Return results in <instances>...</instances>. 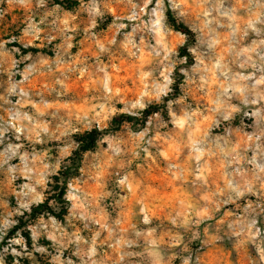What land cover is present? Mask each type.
Returning <instances> with one entry per match:
<instances>
[{
	"label": "clouds",
	"instance_id": "clouds-1",
	"mask_svg": "<svg viewBox=\"0 0 264 264\" xmlns=\"http://www.w3.org/2000/svg\"><path fill=\"white\" fill-rule=\"evenodd\" d=\"M5 4L26 7L29 11L12 31L0 33V60L7 57L10 61L8 81L0 77V112L7 114L0 115V177H3L0 179V240L8 228L26 219L24 213L30 211L31 205L52 194L50 186L56 183L53 177L59 176L63 182L76 176L84 136L88 135L93 145L99 146L97 156L107 152L102 147L105 143L109 149L115 139L125 144L123 149L112 153L118 154L117 159H123L125 164L112 169L107 186L100 190L101 202L108 200V206L115 210L140 188L141 195L135 203L143 211L147 207L141 187L143 165L153 168L158 165L163 175L184 182L183 175L176 174L178 170L182 173V165L161 157L163 145L155 139L158 134L162 139L174 138L182 146L189 157L188 167L196 178L194 182L212 192L210 202L197 199L191 215L180 210L172 217V224L184 233L186 241L185 248L177 253L180 264H201L200 252L205 246L217 244L233 249V260L235 250L247 249V264H264V0H79L75 17L67 14L56 0H0V22L7 11ZM109 14L113 33V38L106 41L111 48L109 55L130 61L131 89L124 87V81H114L105 91L103 76L93 73L97 75V89L90 93L87 101L90 107L85 112L70 120L53 112L51 128L36 125L39 110L34 116L17 117L16 112L26 104L36 106L29 99L26 85L33 74L29 66L36 71L43 55L29 50L33 41L42 33L49 50L70 63V38L82 35V39L97 43V38L104 34L101 25ZM69 21L77 27L70 29ZM125 21L134 22L130 32L122 31L128 26ZM116 32H120L123 43L115 38ZM180 47L186 49L187 55H180ZM218 48H223L224 54H218ZM99 49L108 52L103 44ZM98 60L99 57L93 63ZM53 63L49 61L50 65ZM97 66L103 73V66ZM4 70L0 65V72ZM72 70L78 71L75 66ZM193 72L198 74L195 80ZM15 74L23 79L15 80ZM58 75L63 77V73ZM52 82L62 80L53 76ZM210 83L215 87L210 88ZM48 91L55 93L54 99L64 96L63 89ZM12 96L19 97L15 103L10 99ZM181 120L183 127L178 126ZM133 127L143 131L136 144L137 151L131 153V158L139 159L142 164L139 169L127 163L129 150L123 140ZM193 144L199 146L204 158L194 156ZM17 156L21 165L9 164ZM87 159L94 157L90 153ZM206 159L214 162L207 181L197 175L201 166H208ZM100 167L96 164L81 173V185L85 175L95 182ZM16 176L25 177L28 183L11 186ZM213 180L216 185L209 189ZM13 195L17 198L16 205L9 207ZM91 202L95 203L94 197ZM49 204L54 210L58 207L54 200ZM229 206L231 215L223 217L221 210ZM209 216L223 220L216 226L212 239L208 232L201 233L197 227ZM95 222L101 229L105 227L99 220ZM138 223L142 221L138 219ZM32 233L31 251L17 231L8 246L0 248V264H6L8 255L12 257L9 264H19L21 258L35 264L34 253H48L47 248L36 243L35 229ZM49 239L57 245L55 264H82L79 247L70 252V257L77 259H59L70 245L85 243L77 233L61 230ZM99 243L97 231L91 244ZM13 245L19 246V251Z\"/></svg>",
	"mask_w": 264,
	"mask_h": 264
},
{
	"label": "rangeland",
	"instance_id": "rangeland-1",
	"mask_svg": "<svg viewBox=\"0 0 264 264\" xmlns=\"http://www.w3.org/2000/svg\"><path fill=\"white\" fill-rule=\"evenodd\" d=\"M62 1L56 0V3L61 4ZM75 1L77 4L69 8H65L61 4L65 12L74 17L76 16V9L80 6L79 0ZM3 7L7 11L4 14L3 21L0 22V33L7 34L18 23H22L29 9L21 6L10 7L7 4L3 5ZM111 23L112 15L109 14L105 24L101 25L104 34L102 37L97 38V43L82 39V35L70 38V47L68 48V54L72 58L70 63L67 58L49 50L46 42L42 39L43 34L41 33V37L33 41V44L29 46V50L33 53H41L43 58L40 59L39 65L36 66V71H33V66H29V71L33 72V74L26 85L29 90V99L36 106L33 107L31 104H26L23 109L16 112V116L20 117L25 114L34 116L38 114L39 110L40 114L35 121L36 125H46L51 128L53 120L51 114L53 112L61 114L64 119L68 120L72 119L74 115L85 112L90 107L87 102L90 98V93L97 89V75L93 73L103 76L105 91L108 90L114 81H124V87L130 90L131 85L128 80L133 71L130 61L122 56L109 55L111 48L106 44V41L113 38V33L109 28ZM133 23L125 21L128 26L122 31L130 32L132 30L131 24ZM68 24L70 29L77 27L73 21H69ZM115 27L116 25H112V28ZM114 35L117 40L124 42L120 32H116ZM133 42L135 43V41ZM100 44L108 48V52L101 51L99 49ZM181 48L183 47L178 49L180 55ZM132 51L135 52L136 49L133 48ZM224 51L223 48L217 49L218 54H224ZM97 57H99V60L97 63H93ZM12 58L15 59L16 57ZM50 60L54 61L51 65L49 64ZM192 63L193 68H195L194 62ZM9 64L10 61L7 57L0 60V65L5 69L0 72V77L4 81H8ZM97 64L103 66V73L100 72ZM73 66L78 71L73 72ZM46 68H51L52 70L48 71ZM60 73H63L62 78L58 75ZM53 76H56L57 80H62V82L53 84ZM192 78L194 80L197 79L198 74L193 72ZM14 79L22 80L23 77L15 74ZM209 87L212 88L215 85L210 83ZM49 88L63 89L64 96L54 99L55 93L49 92ZM116 90L120 91L119 88ZM37 93L39 95H36ZM18 98L17 96L10 97L13 103ZM0 115L7 114L0 112ZM178 126H184L182 120ZM142 134V130L133 127L123 136V140L129 150L127 163L135 169L141 168L142 164L139 159L133 160L131 153L137 151L136 144L140 142L139 137ZM155 139L163 145L161 149L162 158L169 157L174 164L182 165V173L178 170L176 174L178 176L183 175V183H178L169 176L163 175L159 171L158 165L154 168L143 165L144 179L141 181V187L144 189V203L147 204V207L141 211L140 206L135 203V199L141 195L140 188H136L123 205L113 210L111 206H108V200L101 202L99 197L101 188L107 186V178L111 174L112 169L117 165L123 166L125 164L123 159H117L118 154L112 155L116 149H123L125 146L119 139H115L112 142L111 149L108 148L107 143L102 146L107 152H102L99 156L96 154V149L99 146L82 154L76 176L68 180L67 183L66 199L68 201V209L62 219L52 216L42 208L33 217H30V214H33V208L44 203L54 212H59L60 208L57 203L58 207L55 210L49 204V201H53L54 185H52L50 186L52 188L51 195L46 194V198L40 203L31 205L30 211L24 213L26 219H20L16 225L5 231L3 240H0V248L8 246V241L15 238L16 232L19 231L20 236L24 239L25 247L31 251L33 244L32 230L35 229L38 234L36 243L48 249V253L43 255L34 253L35 264H55L53 258L57 256V245L49 237L58 235L63 230L66 233H77L83 238L85 243L82 246L70 245L68 249L59 255L61 260L66 258L77 259L75 256L70 257V252H75L79 247L82 264H89L90 261H98L102 262V264H180V256L177 253L178 250L185 248L186 241L184 233L177 231L175 225L172 224V217L175 212L180 210H187L188 214L191 215V210L194 209L197 199L200 202H210L212 200V192L210 190L205 191L202 186L194 182L196 178L188 167L189 157L185 154L182 146L174 141V138L173 140L162 139L157 134ZM37 151H39V144H37ZM191 152L194 156L204 158L203 153L196 144L191 146ZM90 153L94 157L93 160L87 159ZM29 160H31V157H29ZM205 162L208 166L206 168L201 166L202 170L197 175L207 181L213 173L212 164L214 162L210 159H206ZM9 164L21 165V160L18 156L13 157L9 160ZM96 164L101 167L95 173V182L89 180L87 175H85L84 183L81 185L79 181L80 174L85 173L89 167H95ZM2 178L0 177V179ZM101 180L104 181V184L100 183ZM24 183H28V181L23 176H16L10 182L13 187ZM215 185L216 181L213 180L208 185V188L211 189ZM19 191L20 189L17 187L16 192ZM87 194L92 195L90 197ZM93 197L95 198L94 204L91 202ZM16 199L15 195L10 198L9 207L16 205ZM221 211L223 217L231 215L230 206L225 207ZM76 217H79V219H76ZM13 218L15 219V217ZM138 219L142 223H138ZM97 220L105 225L103 229L100 228V224L95 222ZM222 223V217L209 216L206 221H201L197 227L201 230V233L208 232L209 239H212L216 226ZM97 231L100 234V243L93 246L91 241ZM12 247H16L19 251V246L13 245ZM233 251V249L225 248L219 244L216 246H205L203 251L200 252L201 264H247V249L243 251L235 250V260H233ZM11 260V255L5 257L6 264H9ZM19 264H30V262L27 258H21Z\"/></svg>",
	"mask_w": 264,
	"mask_h": 264
},
{
	"label": "trees",
	"instance_id": "trees-1",
	"mask_svg": "<svg viewBox=\"0 0 264 264\" xmlns=\"http://www.w3.org/2000/svg\"><path fill=\"white\" fill-rule=\"evenodd\" d=\"M61 4L65 7V8H69V7H73L77 4V2L75 0H63L61 2ZM182 35H184V33H181ZM181 55H187L186 49L185 48H181ZM81 136H84V134H81ZM84 144L82 145L83 148V153H86L88 151L93 150L96 145H93L92 143V137L90 135L88 136H84ZM82 157V155H81ZM80 157V159H81ZM66 175V174H65ZM56 183L54 184V188H53V196L52 199L59 205V212H54L53 210H51V208H49V206L46 205V203L44 204H39L37 207H34L32 212L33 214H30V217H33V215L39 210V209H43L44 211H47L49 214H51L52 216L62 219L63 215L66 213L67 209H68V201L66 199V189H67V183H68V179L63 180V182H61V179L59 176L54 178Z\"/></svg>",
	"mask_w": 264,
	"mask_h": 264
}]
</instances>
